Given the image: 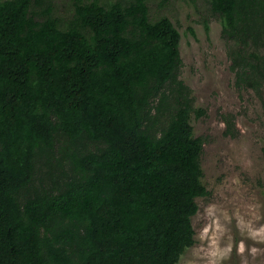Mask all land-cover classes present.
<instances>
[{"label": "trees", "instance_id": "obj_1", "mask_svg": "<svg viewBox=\"0 0 264 264\" xmlns=\"http://www.w3.org/2000/svg\"><path fill=\"white\" fill-rule=\"evenodd\" d=\"M34 1L0 0V264H177L209 195L179 31L147 0H73L66 23ZM208 1L264 94V0Z\"/></svg>", "mask_w": 264, "mask_h": 264}, {"label": "rangeland", "instance_id": "obj_2", "mask_svg": "<svg viewBox=\"0 0 264 264\" xmlns=\"http://www.w3.org/2000/svg\"><path fill=\"white\" fill-rule=\"evenodd\" d=\"M37 1L36 11L49 8L63 23L73 17V0ZM147 7L151 21L167 17L179 31L177 79L205 112L190 122L204 140L200 164L209 195L196 198L195 241L177 264H264V94L236 84L230 42L208 0H147Z\"/></svg>", "mask_w": 264, "mask_h": 264}]
</instances>
